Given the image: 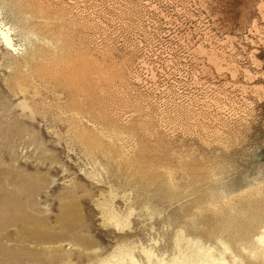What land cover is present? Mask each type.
I'll return each instance as SVG.
<instances>
[{"label": "rangeland", "instance_id": "1", "mask_svg": "<svg viewBox=\"0 0 264 264\" xmlns=\"http://www.w3.org/2000/svg\"><path fill=\"white\" fill-rule=\"evenodd\" d=\"M1 32L0 264H264V0H0Z\"/></svg>", "mask_w": 264, "mask_h": 264}, {"label": "bare ground", "instance_id": "2", "mask_svg": "<svg viewBox=\"0 0 264 264\" xmlns=\"http://www.w3.org/2000/svg\"><path fill=\"white\" fill-rule=\"evenodd\" d=\"M26 3V2H25ZM261 8V7H260ZM254 26V24H252ZM2 34V41L1 45L3 47H5L6 49L10 50V49H15L12 48L13 44L10 43V40L6 37L7 35H5V33L1 32ZM198 47H202L201 45H199ZM202 50V49H201ZM206 49H203V53L205 52ZM210 51V50H209ZM209 51L206 50V52L209 53ZM201 53V51H200ZM206 53V54H208ZM212 53V52H211ZM38 55V54H37ZM45 55V54H44ZM211 55V54H210ZM88 56V55H87ZM215 56L214 54H212V56L210 57L213 59ZM31 58V57H30ZM57 58V57H56ZM59 58V57H58ZM70 58V57H69ZM208 58V56H207ZM216 58V56H215ZM218 60V58H216ZM215 59V60H216ZM33 60V59H32ZM214 60V62H215ZM28 61V60H27ZM32 63V62H31ZM217 63V62H215ZM214 63V64H215ZM51 66V65H50ZM216 66V65H215ZM55 67V66H54ZM57 68V67H56ZM60 68V67H58ZM34 69V68H33ZM52 69V68H51ZM67 69V68H66ZM32 70V69H31ZM218 70V67H217ZM34 71V70H33ZM32 71V73H33ZM37 74L38 76H47L48 77V66H39L37 69ZM53 71V70H52ZM35 72V71H34ZM36 73V72H35ZM48 74V75H47ZM51 74V73H50ZM56 74V71H55ZM96 74V73H95ZM53 75V74H52ZM50 76V75H49ZM58 76V75H57ZM40 77V76H39ZM52 77V76H51ZM50 77V78H51ZM16 81V80H15ZM22 82V81H21ZM82 111V110H81ZM80 111V112H81ZM77 114V113H76ZM115 130V129H114ZM113 198V197H112ZM100 205H101V210L103 213L106 214V219L108 221L109 224H111L114 227L117 228H123L124 226L128 225V221L125 218H122L120 216H118V214H116L112 209V205L110 202V199H108V201L106 199H102L100 200ZM99 205V206H100ZM263 230L259 231L256 235L253 236L254 240L256 241V243L259 241L260 243H264V228H262ZM182 239V238H178L177 240H175V245L177 247V254H174L171 256V258L169 259H165L162 256H157L149 247H141L140 251L143 254V258H145V262L144 264H225L223 256H213L211 253V250L208 246L201 244H198V242L192 240V239H186L185 242L187 243V247L186 250L184 251L182 249H180L179 247V242L178 240ZM258 242V243H259ZM223 243V242H222ZM224 244V243H223ZM255 245V244H254ZM253 246V245H252ZM251 247V246H250ZM123 248V247H122ZM224 248H226V246L224 245ZM256 248V247H255ZM228 249V248H227ZM222 250V249H221ZM251 250V249H250ZM254 250V249H252ZM251 250V251H252ZM256 251V250H255ZM258 252V251H257ZM261 252V251H260ZM263 253V251H262ZM217 254V252H216ZM223 254V253H222ZM255 254V252L253 253ZM129 259V261L131 260L133 264H142L138 259L134 258L133 254H132V250L131 247H127L125 249H121L119 250L116 254L114 253L113 255H110L107 258H103L101 260V262H99L98 264H123L125 263V261H127ZM240 263V262H239Z\"/></svg>", "mask_w": 264, "mask_h": 264}]
</instances>
